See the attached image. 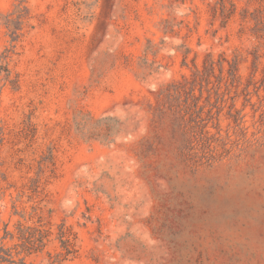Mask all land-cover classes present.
I'll return each instance as SVG.
<instances>
[{"label": "rangeland", "instance_id": "374dc122", "mask_svg": "<svg viewBox=\"0 0 264 264\" xmlns=\"http://www.w3.org/2000/svg\"><path fill=\"white\" fill-rule=\"evenodd\" d=\"M264 264V0H0V264Z\"/></svg>", "mask_w": 264, "mask_h": 264}, {"label": "trees", "instance_id": "16d2710c", "mask_svg": "<svg viewBox=\"0 0 264 264\" xmlns=\"http://www.w3.org/2000/svg\"><path fill=\"white\" fill-rule=\"evenodd\" d=\"M58 240L62 252L54 257H49L48 264H63V262L67 261L70 255L74 252L73 242L70 240L69 236H67L64 232L59 233ZM2 252L3 251H0V261L1 262L9 261L8 258H5V256L9 257L8 252H4V255H1Z\"/></svg>", "mask_w": 264, "mask_h": 264}]
</instances>
